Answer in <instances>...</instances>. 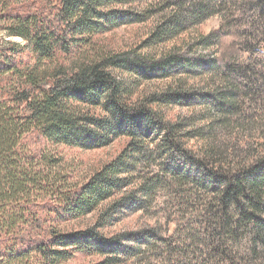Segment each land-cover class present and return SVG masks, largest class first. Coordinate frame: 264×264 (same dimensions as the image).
Segmentation results:
<instances>
[{
	"label": "trees",
	"instance_id": "trees-1",
	"mask_svg": "<svg viewBox=\"0 0 264 264\" xmlns=\"http://www.w3.org/2000/svg\"><path fill=\"white\" fill-rule=\"evenodd\" d=\"M213 16L217 31L158 56L96 46L152 21L143 44L158 47ZM0 33L25 43L0 41V264H264V0H0ZM154 80L170 83L134 97ZM172 106L200 112L170 121ZM121 138L82 182L50 150ZM156 200L154 224L100 231Z\"/></svg>",
	"mask_w": 264,
	"mask_h": 264
},
{
	"label": "rangeland",
	"instance_id": "rangeland-1",
	"mask_svg": "<svg viewBox=\"0 0 264 264\" xmlns=\"http://www.w3.org/2000/svg\"><path fill=\"white\" fill-rule=\"evenodd\" d=\"M220 23L221 19L219 18V16H213L201 23V25L190 29L184 35H181L180 37L174 40L167 41L166 43H163L162 45L153 48L144 47L145 45L143 44L146 40L147 35L149 34L150 29H152L153 27L152 21L146 22L144 24L119 27L103 35L95 37V41L96 46L102 48L106 52L111 51L117 53L121 51L123 52L135 50L138 53L144 55L148 54L158 56L175 46H182L184 43L191 41L197 35L207 36L213 33L214 31H217L220 27ZM0 41H10L21 46L25 44L22 42V40L18 38H6L1 33ZM226 43L227 42L210 46L209 52H207L208 54L206 55H214L215 57H217L219 52H221L222 46H224V44ZM30 63H32V61H30ZM117 78L120 81L130 83L134 81V78L128 76L127 74H117ZM167 83H170V81L166 82L165 80H154L152 82L142 83L140 87L137 88V92L134 97L137 98L138 96L149 95L154 92L162 91L167 86ZM190 83L194 84L195 87L201 85L199 82L196 81H192ZM163 112L166 113L168 120L178 121L182 119H188L193 115L196 116L198 115V112H200V110L199 108L183 109L172 106L168 108H163ZM196 125L202 127L203 125H206V123L204 121H200V123H197ZM199 143L200 141L198 140V138H196L189 141V146L191 149L196 150L200 146ZM125 144L126 141L121 138L113 141L109 146H106L101 149L84 151L75 148L52 147V149L50 148V150L53 153H56L62 157L64 167L63 169L66 173L70 175L72 181L82 182L96 170L100 169L104 164L111 161L120 152V150L124 147ZM158 145L159 142L157 140L151 144L150 149L154 150L155 152ZM152 158H157V155H153ZM157 162L158 160L154 159V162H151V164L147 167V169L150 170V173L156 172L157 168L155 165L157 164ZM139 170H141L142 173L146 171H143L142 165L139 166ZM159 206V200H156L155 202L153 201V203H151L150 207L148 208L147 212L140 211L136 214L120 215L119 218H116L118 220L117 223L113 221V225L107 226L104 229L102 228L100 229V231L105 233L106 235L113 236L124 232L123 230L133 231L136 229H141L145 225H152L156 222L153 219L152 215L157 213V208ZM100 212L101 210H98L93 214L83 219H80L79 221L71 222L69 224V229L82 230L85 228L96 226V223L99 220ZM158 222L161 223L159 219ZM97 261V257H88L83 254H77L67 264H94Z\"/></svg>",
	"mask_w": 264,
	"mask_h": 264
}]
</instances>
